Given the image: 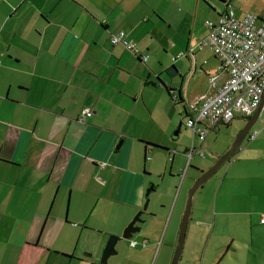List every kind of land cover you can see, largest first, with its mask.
I'll return each instance as SVG.
<instances>
[{"label": "crops", "instance_id": "crops-1", "mask_svg": "<svg viewBox=\"0 0 264 264\" xmlns=\"http://www.w3.org/2000/svg\"><path fill=\"white\" fill-rule=\"evenodd\" d=\"M222 2L214 24L226 3L239 18L254 11L244 0ZM201 3L0 0V264H72L90 231L121 237L168 159L170 177L183 178L154 186L132 237L138 245L121 237L117 262L171 263L189 190L205 172L189 161L180 171L191 150L192 158L205 152L200 141L193 149L192 131L183 144L173 130L229 76L212 48L200 47L211 32ZM119 33L136 52L112 44ZM84 108L92 114L81 120ZM263 131L241 159L264 158ZM222 185L195 191L185 252L218 240L217 226L226 229L218 216L241 212L218 205L237 196Z\"/></svg>", "mask_w": 264, "mask_h": 264}, {"label": "rangeland", "instance_id": "rangeland-1", "mask_svg": "<svg viewBox=\"0 0 264 264\" xmlns=\"http://www.w3.org/2000/svg\"><path fill=\"white\" fill-rule=\"evenodd\" d=\"M201 2L204 6L201 14V22L204 26H206L205 22L207 20L215 21L218 17V11L225 8V3L221 0H201ZM244 3L254 5L253 13H258L264 9V0H244ZM209 12L210 15H208ZM176 106H178L180 110L182 109L181 105ZM183 120L179 116V123L173 130V136L176 139H180V142L183 144H185L187 140L189 144H191L192 132L189 128L187 129L183 124H180V121L182 123ZM245 123V117L242 115V117L239 116L235 118L229 124H220L216 130L209 131L206 140L202 144L205 156L201 157V155H194L192 160L189 159L188 156H185L180 171L185 168L188 161L190 164L192 163L191 165L194 167H202L205 171L209 169L217 161L219 156L230 149ZM263 123L264 110L255 123L254 129H261ZM179 128L183 129L182 133L178 132ZM196 143L199 145V140H197ZM248 144V139L245 138L240 149L237 150L228 161L221 165L204 183L206 188L214 185L218 188L221 182H223V187L227 185L232 187L233 192L237 193V196L233 193L232 198L223 199L222 203L219 197L218 205L222 204L225 208L237 206L238 210L241 212L238 214L218 216V225L225 220L224 225H226V229L217 226L215 235H219L218 240L215 241L214 238L208 247L203 245L200 251H196L198 246L195 245L194 252H185L186 242H184L177 264H264V224L261 223V216L264 214V158L241 159V155ZM181 162L182 161L176 160L174 163L175 167ZM170 166L171 162L168 159L166 174H161V176L156 175V177L153 176L151 179H155V182H152L147 190L155 185L169 189L171 186L176 187L181 182L183 178L182 171L178 172L180 180L179 183H177V180L169 175ZM229 168L230 171L228 175H226ZM154 189H156V187H154ZM166 194L167 192L164 193L163 196L167 198ZM215 195L216 192L214 193L216 199ZM156 196L157 193L152 190L151 194L148 196V208L151 203H153ZM165 229L166 228H164L163 232H165ZM109 237L110 236L104 238L99 232L90 231L88 240L80 242L77 254L75 258L71 260L72 264H103L101 263L102 252ZM120 242L121 241H118L115 246L117 253L109 257L107 264H118V245Z\"/></svg>", "mask_w": 264, "mask_h": 264}, {"label": "built area", "instance_id": "built-area-1", "mask_svg": "<svg viewBox=\"0 0 264 264\" xmlns=\"http://www.w3.org/2000/svg\"><path fill=\"white\" fill-rule=\"evenodd\" d=\"M207 25L211 32L200 47L209 45L223 66L228 68L229 76L216 93L204 96L198 107L195 106L196 114L187 116L185 120V125L193 132V149L196 140L204 142L211 128L229 124L238 115L245 119L251 117L264 97V17L248 13L239 18L229 6L218 23L207 21ZM111 42L122 43L136 52L123 33L113 34ZM91 114L90 108H84L81 120ZM254 126L247 133L248 141L254 140L264 129V123L261 129H254ZM192 151L188 153L189 159ZM261 222L264 223V217ZM131 245L137 246L138 241L132 240Z\"/></svg>", "mask_w": 264, "mask_h": 264}, {"label": "water", "instance_id": "water-1", "mask_svg": "<svg viewBox=\"0 0 264 264\" xmlns=\"http://www.w3.org/2000/svg\"><path fill=\"white\" fill-rule=\"evenodd\" d=\"M263 108H264V97H263V100H262L259 108L254 112V114L251 117L245 119L246 123H245L244 127L242 128V130L237 135V137L235 138L230 149L226 153L221 155L217 159V161L209 169H207L191 187V189L189 191V195H188L187 205H186V209L184 212L182 224H181V229H180V234H179V239H178L176 251H175V254L173 256L171 264H177L178 263L181 251L183 249V245L185 242V236H186V232H187V227H188V223H189V219H190V215H191L193 196H194L195 191L200 186H202L218 170V168L221 165H223L226 161H228L235 154V152L237 150L240 149L243 140L246 138L247 133L249 132L251 127L258 120L261 112L263 111ZM179 130H180V128H179ZM179 130H178V132H179ZM153 189H154V186H151L147 190V192H146L147 198H146V201L144 203L143 208L140 209L135 214V216L133 217L131 222L127 225V227L125 228V230L121 236L122 238L129 240L133 237L134 233L141 231V225L140 224H142L146 221L143 218V215L148 214V212H147L148 205H149V197L148 196L150 195V192ZM121 237L116 236V235H111L109 237V239H108V241L104 247V250L102 252L101 263L107 264L109 257L111 255L117 253L115 246H116L117 242L119 241V239H121Z\"/></svg>", "mask_w": 264, "mask_h": 264}, {"label": "trees", "instance_id": "trees-1", "mask_svg": "<svg viewBox=\"0 0 264 264\" xmlns=\"http://www.w3.org/2000/svg\"><path fill=\"white\" fill-rule=\"evenodd\" d=\"M222 1H225V0H222ZM227 6H228V8H229L230 5H228V3H226V12L228 11ZM226 12H225V13H226ZM223 14H224V13H223ZM223 14H221V16H222ZM221 16H220V17H221ZM207 21H211V20H207ZM207 21H206V24H207ZM215 55H216V54H215ZM216 56H217V55H216ZM217 57H218V56H217ZM218 58H219V57H218ZM219 59H220V58H219ZM220 61H221V60H220ZM221 62H222V61H221ZM222 65H223V62H222ZM263 109H264V108H263ZM261 113H262V112H261ZM187 116H189L188 113H187L186 117H187ZM217 127H219V125L216 126V127H214V128H212V130H216ZM209 131H211V130H209ZM208 133H209V132H208ZM129 240H130V244H131V241H132L133 239L131 238V239H129ZM131 246H132V245H131ZM132 247H133V246H132ZM134 247H135V246H134Z\"/></svg>", "mask_w": 264, "mask_h": 264}]
</instances>
